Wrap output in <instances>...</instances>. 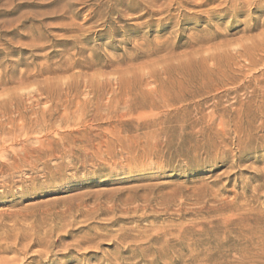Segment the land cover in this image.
Segmentation results:
<instances>
[{"label":"rangeland","instance_id":"374dc122","mask_svg":"<svg viewBox=\"0 0 264 264\" xmlns=\"http://www.w3.org/2000/svg\"><path fill=\"white\" fill-rule=\"evenodd\" d=\"M0 264H264V0H0Z\"/></svg>","mask_w":264,"mask_h":264},{"label":"bare ground","instance_id":"6f19581e","mask_svg":"<svg viewBox=\"0 0 264 264\" xmlns=\"http://www.w3.org/2000/svg\"><path fill=\"white\" fill-rule=\"evenodd\" d=\"M68 127V126H67ZM27 132V131H26ZM43 132V131H42ZM31 134V133H30ZM20 143V142H19ZM9 144V143H8ZM4 145V144H3ZM5 146V145H4ZM8 150V149H7ZM26 150V149H25Z\"/></svg>","mask_w":264,"mask_h":264}]
</instances>
